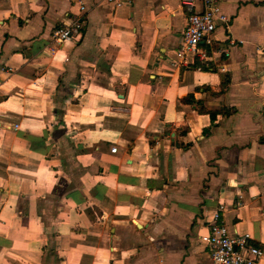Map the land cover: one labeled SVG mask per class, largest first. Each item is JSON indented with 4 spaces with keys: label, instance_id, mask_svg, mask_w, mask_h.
<instances>
[{
    "label": "crops",
    "instance_id": "0c3cea01",
    "mask_svg": "<svg viewBox=\"0 0 264 264\" xmlns=\"http://www.w3.org/2000/svg\"><path fill=\"white\" fill-rule=\"evenodd\" d=\"M83 2L0 0V264H212L218 203L264 251V0L182 64L180 0Z\"/></svg>",
    "mask_w": 264,
    "mask_h": 264
},
{
    "label": "built area",
    "instance_id": "2783aa9c",
    "mask_svg": "<svg viewBox=\"0 0 264 264\" xmlns=\"http://www.w3.org/2000/svg\"><path fill=\"white\" fill-rule=\"evenodd\" d=\"M106 3L119 5L123 0H103ZM185 15V26L180 36L176 57L182 64L187 59L205 58V53L200 50L201 41L211 42V35L217 27L226 31L230 28V16L220 8V0H180ZM77 11L62 21L52 37L63 42L75 40L79 37L86 23V6L83 0H75ZM230 44H235L230 38ZM112 152L117 147L111 148ZM225 210L224 203H218L208 220V232L201 235V241L210 253L212 264H264V251L248 242L247 235L231 237L228 227L222 219Z\"/></svg>",
    "mask_w": 264,
    "mask_h": 264
},
{
    "label": "trees",
    "instance_id": "16d2710c",
    "mask_svg": "<svg viewBox=\"0 0 264 264\" xmlns=\"http://www.w3.org/2000/svg\"><path fill=\"white\" fill-rule=\"evenodd\" d=\"M195 67L200 68L202 70H209L211 68V65L208 62H196ZM226 85H227V82H225L224 86H226ZM186 99H187V101H190V102L196 101V100H194L192 93L188 94ZM200 110L203 111L204 109H200ZM217 112H222L223 114L227 113L224 109L218 110ZM209 113L212 116H214V114H215V112H213V111H209Z\"/></svg>",
    "mask_w": 264,
    "mask_h": 264
}]
</instances>
